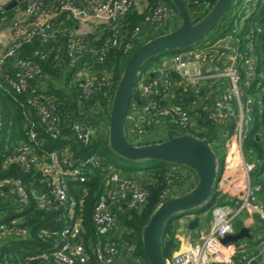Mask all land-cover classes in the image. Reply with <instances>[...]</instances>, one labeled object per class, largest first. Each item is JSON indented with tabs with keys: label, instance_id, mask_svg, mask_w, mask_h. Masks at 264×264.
Here are the masks:
<instances>
[{
	"label": "built area",
	"instance_id": "1",
	"mask_svg": "<svg viewBox=\"0 0 264 264\" xmlns=\"http://www.w3.org/2000/svg\"><path fill=\"white\" fill-rule=\"evenodd\" d=\"M12 1L0 0V86L4 81L10 93L25 92L32 73L38 71L34 63L19 56V48L36 35L41 36L42 42L56 41L59 26L70 20L73 26L67 30L63 47L72 63L79 67L81 94L91 96L109 82L110 75L108 72L97 74L90 66L105 61L108 51L124 42L127 15L131 8L139 9L135 0H19L17 6L7 9ZM253 2L241 0V7L246 8V12L254 10V7L250 9ZM174 17L175 12L168 4L159 3L146 15L145 23L161 26ZM141 31V27H136L133 38ZM263 35L264 26L255 25L245 34L238 32L213 42L208 40L198 47L191 46L151 69L153 78L149 82L145 74L139 79V90L146 101L140 108L133 106L127 116L130 123L142 128L145 122L160 124L162 118L168 117L178 127H190L198 123L193 111L205 117L208 113L207 120L221 130L218 143L223 149V162L215 186L218 197L225 199V203L213 208V219L207 231L194 230L199 242L177 253L175 264L230 263L236 250L244 251L247 246L246 242L242 243L243 239L228 244L222 242L225 236L239 231L235 221L242 217L243 226L250 228L251 233L256 216L264 222V159L245 147L252 129L250 124L256 114L264 111V86L260 81L264 74L259 68L261 55L257 52ZM97 42H100L98 46ZM48 55L49 52L41 53V59ZM8 66L11 70L2 75L1 70ZM176 86H182L196 97L190 103L191 109L159 105V100ZM52 100L42 99L39 115L46 130L57 138L61 118ZM2 119L0 111V128ZM72 129L78 141L91 144L95 130L89 123L75 122ZM138 131L133 129L132 134H144L143 129ZM258 134L264 140L263 133ZM29 139L39 151L23 145L7 157V162L23 168L34 166L40 171L43 191L39 196L36 189L35 199L41 209L59 210L58 221L63 227L42 231L41 238L54 237L53 244L17 264H149L138 242L124 237L118 219L123 209L145 205L149 190L111 170L105 178V190L94 206L92 221L96 237H87L83 201L72 194L71 186L86 183L88 170L96 167L99 159L94 154L75 159L69 149L45 150L44 142L37 139L34 129L29 132ZM11 184L18 206L29 207L30 197L20 180H0V198L8 196ZM27 233V228L0 222V241L13 234L27 236ZM246 264H264V240L259 253L247 259Z\"/></svg>",
	"mask_w": 264,
	"mask_h": 264
},
{
	"label": "trees",
	"instance_id": "2",
	"mask_svg": "<svg viewBox=\"0 0 264 264\" xmlns=\"http://www.w3.org/2000/svg\"><path fill=\"white\" fill-rule=\"evenodd\" d=\"M145 1L146 6L143 10L130 9L124 26V42L119 47L110 49L105 61L95 62L90 66V69L97 74L108 72L110 75L109 82L91 96L81 94L77 75L79 67L72 63L63 47L67 30L73 26L70 20L59 26L60 32L56 41L42 42L41 36L36 35L31 41L24 43L19 48V56L34 63L38 67V71L32 73L25 92H7L4 81L3 85L0 86V111L3 118L0 128V180L22 181L30 197V206L27 208L19 207L13 192L14 186L13 184L9 185L8 196L0 198V222L10 226L27 228L28 233L27 236L13 234L0 241V264H17L20 260H25L31 255L46 251L53 244L54 237L41 238L42 231L59 230L63 227V223L58 221L59 210L54 208L41 209L37 199H35L34 192L38 187H41L40 171L34 166L23 168L17 163L7 162V157L14 154L23 145L33 146L39 151L35 143L29 139L31 129H34L37 139L44 142L45 150L62 151L69 149L75 159H81L92 154L99 159V164L88 170L89 179L86 183L72 184L73 186H71L72 194L83 201L82 212L87 229L86 236L92 239L96 237L92 221L94 206L105 190V178L111 170L120 172L123 176L135 180L140 186L149 190V198L145 205L138 208L123 209L118 216L120 230L124 237L130 241H137L142 254V229L158 206L167 198L175 194H184L196 185L197 177L188 167H184L187 171H174L172 169L174 164L152 160L131 161L119 156L123 162L128 163L127 165H132L129 167L117 163L112 156L116 153L109 146L108 127L106 125L109 122L115 89L128 59L141 45L157 36L171 32L181 23L180 16L171 0ZM184 1L191 20L196 22L209 11L216 0ZM159 3H166L173 9L175 12L174 19L161 26L146 24V15L154 10ZM253 3H251L250 9L254 7V10L252 9L249 13L246 12V8L241 7V0H237L234 3L237 7L229 10L206 36L212 38L210 41L213 42L229 34L238 32L245 34L255 25L264 26V0H254ZM239 11L244 12L240 14ZM136 27H141L142 31L137 38H133V31ZM262 38L263 42L257 48V52L261 55L259 68L264 74V35ZM99 44L100 42L96 43L97 46ZM184 49L158 53L144 64L133 90L128 115L134 105L140 108L146 101L141 96L138 86L142 74L146 75V81L149 82L153 78L151 69L157 68L165 59ZM46 52H49V55L45 59H41V53ZM10 70L11 67H4L1 73L3 75ZM12 73L14 74L13 71ZM260 81L261 85L264 86V77ZM44 98L53 99L52 101L57 105L56 113L61 118L60 133L57 138H53L52 133L48 132L41 122L39 110ZM195 99L196 97L191 92H186L182 86H176L170 94L159 100V105L191 109L190 103ZM192 114L198 123L190 127H178L171 123L168 117H165L162 118L160 124L153 121L145 122L146 124L139 128L134 125L135 123H130L127 118L126 133L129 137L128 131L132 134L133 129H136L137 132L143 129L144 134H141L144 136L143 140L139 133L133 134L135 135L133 139L130 138L131 140L141 138V144L161 142L185 133L206 138L212 144L214 141L217 143L221 141V130L216 125L208 121L205 115H197L193 111ZM75 122H86L94 128L95 135L91 144L86 145L76 139L72 129ZM254 122L256 125L248 133L245 147L252 149L260 159H264V140L258 134L259 132L264 134V111L261 114H256ZM182 128L184 131L180 132ZM136 167H142L146 170L138 174L135 170ZM191 178L193 180H191L189 188L183 192L172 193L171 188L173 186L182 188L180 186H183ZM167 190H169L168 194L164 195ZM216 191L215 186L214 193L208 202L189 212V215L203 216L208 213V216H211L216 205L225 203V199L219 198V192ZM183 216L176 215L165 225L162 236L165 259H170L179 248L180 240L177 238V233L181 225L180 219ZM252 233L254 240L246 242L247 246L244 251L236 250L230 263L214 264H246L247 259L259 253L264 240V222L258 216L255 217ZM92 262L94 263V257H92Z\"/></svg>",
	"mask_w": 264,
	"mask_h": 264
},
{
	"label": "water",
	"instance_id": "3",
	"mask_svg": "<svg viewBox=\"0 0 264 264\" xmlns=\"http://www.w3.org/2000/svg\"><path fill=\"white\" fill-rule=\"evenodd\" d=\"M18 2L19 0H13L6 8L15 7ZM171 2L180 16V25L169 33L147 41L128 59L115 89L107 124L109 146L118 156L131 161H162L188 167L197 177L196 185L191 190L164 200L143 227L141 243L143 255L149 264H168L162 247L165 225L172 217L181 214L188 216L189 212L208 202L214 193L219 162L210 141L190 133L146 144H141L139 138L131 140L126 133V122L133 90L144 64L150 58L158 53L198 44L224 18L236 0H216L209 11L196 22L191 20L184 0ZM206 117L209 119L208 113ZM42 191V187L37 188L39 196ZM199 223L200 216L195 215L189 220L188 228L194 231ZM245 238L253 239L248 227H242L235 234L225 236L222 242L228 244Z\"/></svg>",
	"mask_w": 264,
	"mask_h": 264
},
{
	"label": "rangeland",
	"instance_id": "4",
	"mask_svg": "<svg viewBox=\"0 0 264 264\" xmlns=\"http://www.w3.org/2000/svg\"><path fill=\"white\" fill-rule=\"evenodd\" d=\"M237 7V5L235 4V5H233L231 8H230V11L231 10H233V9H235ZM239 8H240V6H239ZM249 13L251 12V11H248ZM208 36V35H207ZM207 36H205V38H203L198 44H196L195 45V47H198V46H200V45H202V44H204V43H206V42H208V40H212V38H209V37H207ZM255 125H256V122H252L251 124H250V127L251 128H254L255 127ZM182 131H184L183 130V128L180 130V132H182ZM108 132V131H107ZM128 135H129V138H131V139H133L134 138V136L135 135H133V134H130V132L128 131ZM143 135V134H142ZM264 135V134H263ZM140 137L142 138V140L144 139V136H141L140 135ZM141 138H140V140H141ZM212 147L214 148V150H215V152L217 153V155H218V158H219V164H218V170H221V164L220 163H222L223 162V149H222V146H221V143H217L216 141H214L213 142V144H212ZM112 156H113V158L117 161V163L118 164H125L126 166H129V167H132V165H127L128 163H125V162H123V160L117 155V154H112ZM172 168H174L173 170H178V171H185L186 169L183 167V166H177V165H174ZM184 168V169H183ZM136 171H137V173L138 174H140L141 172H143V171H145L146 169H144V168H138V167H136V169H135ZM187 171V170H186ZM221 172V171H220ZM189 181H187L185 184H183V186H180V187H182V188H179V186L178 187H172L171 188V191H172V193H179V192H183V191H185V189H187V188H189L190 187V185H191V180H193V178H191V179H188ZM216 190H217V188H216ZM217 192V191H216ZM176 195V194H175ZM182 215H184V214H181V216ZM203 217H205V222H206V226H209L210 225V223H211V221H212V219H213V217H212V215L211 216H208V213L207 214H204V216ZM242 220H243V218L241 217V218H239V219H237L236 221H235V225H236V229L238 230H240L241 228H242ZM181 225H182V223H181ZM243 227H246V226H243ZM251 230V229H250ZM247 241H251V240H249L248 238H245V239H243L242 240V243H245V242H247Z\"/></svg>",
	"mask_w": 264,
	"mask_h": 264
},
{
	"label": "crops",
	"instance_id": "5",
	"mask_svg": "<svg viewBox=\"0 0 264 264\" xmlns=\"http://www.w3.org/2000/svg\"><path fill=\"white\" fill-rule=\"evenodd\" d=\"M137 7L139 9L142 10V8H144L146 6V1L145 0H135ZM136 107V105H135ZM195 216V214H191L188 216H183L180 219V222L182 223V225H180L179 229H178V233H177V238L180 240V245L179 248L174 252L173 256L170 259H167L168 264H175L174 263V258L176 256L177 253L185 250V249H190L192 248L194 245L197 244V242H199V235L197 232L195 231H191L188 228V222L191 218H193ZM204 216V215H203ZM200 216V223L199 226L197 227L199 232L200 231H207L210 228L209 226H206V222L205 217ZM196 230V231H198Z\"/></svg>",
	"mask_w": 264,
	"mask_h": 264
}]
</instances>
